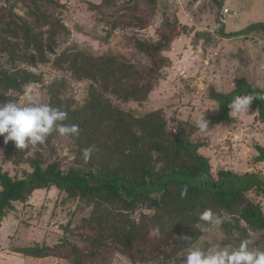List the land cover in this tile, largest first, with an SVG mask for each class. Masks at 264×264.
I'll return each instance as SVG.
<instances>
[{"label": "trees", "instance_id": "1", "mask_svg": "<svg viewBox=\"0 0 264 264\" xmlns=\"http://www.w3.org/2000/svg\"><path fill=\"white\" fill-rule=\"evenodd\" d=\"M144 1L154 5L152 11L165 9L167 4V0ZM215 1L222 7V0ZM32 3L36 26L50 24L56 29L57 21L40 10L37 0ZM12 23L16 21L11 20L5 27L0 25V53L13 54V64L18 58L32 65L48 62L44 33L37 32L36 26L27 21L17 22L24 33L21 46L3 35L19 37L18 29L10 27ZM175 23L171 25L175 27ZM247 30L251 34L262 33L264 39V24L242 32ZM49 33L54 35V31ZM30 49L34 52H28ZM53 64L58 69L68 68L80 80L91 82L87 98L81 104L54 93L58 84L49 86L47 104L67 113L61 123L79 126L78 135L69 136L75 143L73 164L62 167L56 149L50 155L44 151L56 131L44 145L34 147L31 155L29 147L14 152V142L10 141L6 159L16 166L28 164L29 169L21 176L11 175L0 163V219L15 203L27 201L35 191L56 187L68 200L78 201L76 209L88 211L77 227L92 234L77 233L83 245L63 240L55 248L35 245L20 248L19 252L38 258L57 253L72 264H97L104 250L115 249L133 264L180 262L182 252L197 243L212 226L200 219L206 210L222 219L227 242L235 232L240 233L239 240H245L248 229L264 231L263 209L247 196L249 191L264 196L261 174L219 168L215 177L209 158L200 152L208 141L201 139L194 124L178 121L173 132L161 109L137 116L113 103L108 94L123 102L147 100L153 83L145 80L134 65L109 53L95 55L78 48L66 49ZM11 68L6 69L0 62V102H18L26 86L41 82L28 69L13 65ZM237 95L256 97L250 107L258 110L264 120V87L249 84L245 79L228 94L211 90L210 97L221 108V113L211 120L234 123L230 102ZM90 146H94L93 151L86 160L83 151ZM256 149L259 152L256 161H264V147ZM142 207L150 213L134 217ZM259 246L264 249V238ZM60 248H69L71 253L59 251Z\"/></svg>", "mask_w": 264, "mask_h": 264}, {"label": "rangeland", "instance_id": "2", "mask_svg": "<svg viewBox=\"0 0 264 264\" xmlns=\"http://www.w3.org/2000/svg\"><path fill=\"white\" fill-rule=\"evenodd\" d=\"M32 1L0 0V25L5 27L11 20L16 21L10 27L17 28L20 32L19 37L10 33L3 35L11 41L19 42L21 46L24 33L19 30L17 22L27 21L33 26L37 25L36 15L32 14ZM37 1L40 10L57 21L56 29L50 24L42 23L35 27L37 32L44 33L43 39L48 45L46 54L50 60L32 65L17 57L13 64V54L0 53V62L6 69L12 70V65L16 68L22 67L41 78V82L24 88V92L18 97V104L29 103V97L33 103L47 104L50 98L49 86L52 83L58 84L54 93L78 104L83 103L91 82L78 79L68 68H56L53 61L66 49H83L95 55L109 53L134 65L145 80L153 83L147 100L142 103L123 102L108 94L115 105L137 116L161 109L169 122V129L173 132L178 121L194 124L201 139L208 141L207 146L201 148L200 152L209 158L214 175L222 168L241 174L259 173L264 177V161H256L259 154L256 147H264V120L258 110L250 107L249 113L239 117L230 112L235 119L234 123L214 122L212 120L221 113V108L219 102L210 97L212 89L216 93L232 92L243 79L259 88L264 87L262 33H252V38L236 40L230 38V35L223 36L219 26L215 35L205 29H197L203 16L192 13L196 15L194 21L188 20V16L179 12V7L175 8L174 0H165L166 8H158L157 11H152L154 5L144 0ZM195 1L197 0H191L192 3ZM173 21L176 22L175 27L171 25ZM234 21V17H229V20L227 18V28ZM203 23L212 26L211 21ZM50 30L54 31L53 36L49 33ZM163 36L171 38L164 39ZM211 50L219 52L215 59H209L208 53ZM28 52L34 51L30 49ZM204 114L209 124L206 129H201L197 120ZM1 137L0 163L3 169L11 175L21 176L24 170L29 169L28 164L16 166L6 159L10 141L5 143L4 137ZM74 145L72 138L57 133L44 151L50 155L56 149L62 167L67 168L73 164ZM28 147L31 155L34 147ZM18 151L20 150L14 143V152ZM247 196L260 204L264 212L263 195L249 191ZM77 204L78 201L68 200L66 194L56 187L37 190L27 201L15 203L14 208L0 219V264H72L57 253L38 258L25 255L18 249L35 245L55 248L63 240L83 245L78 234L92 233L77 227L82 224V217L88 214L87 210L76 209ZM143 212L150 213L142 207L134 217L139 218ZM263 235L264 231L247 230L245 240L250 241V249L264 251L258 247ZM239 239L240 233L235 232L227 242L221 224H212L197 243L182 252L183 258L180 262L148 264H185L186 252L191 247L205 250L209 245L237 247L244 241ZM253 239L260 243L255 244ZM59 251L71 253L69 248H60ZM96 263L133 264L115 249L104 250Z\"/></svg>", "mask_w": 264, "mask_h": 264}, {"label": "clouds", "instance_id": "3", "mask_svg": "<svg viewBox=\"0 0 264 264\" xmlns=\"http://www.w3.org/2000/svg\"><path fill=\"white\" fill-rule=\"evenodd\" d=\"M255 98L253 95H237L230 102L231 114L239 117L249 113ZM29 101L23 105L14 101L0 102V136L4 137L5 143L13 141L22 150L29 145H44L53 131L62 136L78 135V125L61 123L67 117L65 111L48 104L33 103L31 97ZM208 124L205 114L197 120L201 129H206ZM93 147L84 149L86 160L90 158ZM200 219L209 224L222 223V219L211 210L204 211ZM249 243V240H244L237 247L213 245L206 250L191 247L186 252L185 264H264V251L250 249Z\"/></svg>", "mask_w": 264, "mask_h": 264}, {"label": "crops", "instance_id": "4", "mask_svg": "<svg viewBox=\"0 0 264 264\" xmlns=\"http://www.w3.org/2000/svg\"><path fill=\"white\" fill-rule=\"evenodd\" d=\"M173 5L175 8L179 7V12L188 16L187 19L190 21H194V16H196L192 13H200L203 16V20L199 22L197 29H205L208 32H212L213 29L216 30L221 7L215 0H201L199 3L197 1L192 3L191 0H174ZM223 6L238 11V15L229 16L236 18L234 23H230L229 28H227L226 23L223 24L222 29L219 27L223 36L227 37L230 35V38L236 40H241L243 37L252 38L253 35L250 33V30L246 32L242 31L256 24H264V0H222ZM210 21L212 22V26L204 25L203 23H209ZM227 31L229 32L228 34L226 33Z\"/></svg>", "mask_w": 264, "mask_h": 264}, {"label": "built area", "instance_id": "5", "mask_svg": "<svg viewBox=\"0 0 264 264\" xmlns=\"http://www.w3.org/2000/svg\"><path fill=\"white\" fill-rule=\"evenodd\" d=\"M201 0H197V2L199 3ZM230 15H238V11L236 10H231L230 8L228 7H221L220 9V12H219V23L217 24L216 26V30L213 29L212 30V33H214L215 35V32H217V28L218 26L221 27V25H223L225 23V20L230 16ZM219 55V52L216 51V50H211L209 51L208 53V56H209V59H215L217 56Z\"/></svg>", "mask_w": 264, "mask_h": 264}]
</instances>
